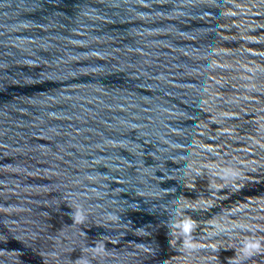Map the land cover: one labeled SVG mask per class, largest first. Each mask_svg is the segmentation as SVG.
<instances>
[{
	"label": "water",
	"instance_id": "water-1",
	"mask_svg": "<svg viewBox=\"0 0 264 264\" xmlns=\"http://www.w3.org/2000/svg\"><path fill=\"white\" fill-rule=\"evenodd\" d=\"M0 264H264V0H0Z\"/></svg>",
	"mask_w": 264,
	"mask_h": 264
}]
</instances>
